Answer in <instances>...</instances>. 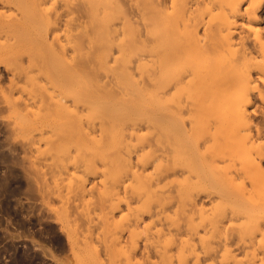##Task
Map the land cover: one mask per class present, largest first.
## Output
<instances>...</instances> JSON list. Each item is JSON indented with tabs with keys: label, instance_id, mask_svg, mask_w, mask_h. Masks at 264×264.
<instances>
[{
	"label": "rangeland",
	"instance_id": "374dc122",
	"mask_svg": "<svg viewBox=\"0 0 264 264\" xmlns=\"http://www.w3.org/2000/svg\"><path fill=\"white\" fill-rule=\"evenodd\" d=\"M86 1L0 3V264H264V157L249 148L234 113L244 109L261 129L255 142L263 152L264 54L256 30L264 40V4L259 24L240 16L250 0L239 4L236 17L228 7L197 11L204 24L196 35L203 37L206 27L217 31L229 18L233 51L240 53L245 37L260 67L251 70L248 89L234 81L229 100L219 95L229 91L214 67L196 70L195 78L184 67L161 73L138 65L145 26L137 7L148 12L162 0L110 2L112 12L115 1L122 7L109 19L117 27L133 19L127 38L140 31L132 30L131 42L118 37L127 47L120 40L111 45L108 30L116 25L106 24L109 10L96 15L108 5L102 1L97 10L95 2L91 12ZM121 43L130 53H118ZM236 51L220 61L235 63ZM232 70L234 79L240 73ZM179 74L185 92L171 88L163 103L162 84ZM19 232L22 238L11 239Z\"/></svg>",
	"mask_w": 264,
	"mask_h": 264
},
{
	"label": "bare ground",
	"instance_id": "6f19581e",
	"mask_svg": "<svg viewBox=\"0 0 264 264\" xmlns=\"http://www.w3.org/2000/svg\"><path fill=\"white\" fill-rule=\"evenodd\" d=\"M7 0H0V3L2 4H6L7 6H8V4H7V2H6ZM9 1H11V0H9ZM39 1H41V0H39ZM70 1V0H69ZM73 1H75V0H73ZM81 1V0H80ZM85 1V0H84ZM90 1H92V0H89V4L87 3V1H86V5L88 6V8L90 9V6L92 7L93 6V10L91 11V9H90V11L91 12H93V11H95L96 9H94V3L96 2V3H100V4H97V6L98 5H100L99 6V8L97 9V10H99V9H102L103 8V10L101 11V10H99L100 11V13L101 12H105V11H107V10H105V8L106 9H108L109 11H110V6L111 5H113V4H111V3H113V2H111V1H113V0H93L92 1V3H93V5H90ZM102 1H104V2H102ZM138 1V0H137ZM142 1V0H141ZM145 1V0H144ZM148 1H150V0H148ZM172 1V2H171ZM171 1H169L171 4H173V9L171 10V11H169V12H171V14H172V17H171V14L170 13H167L168 11H167V8H169V7H167V4H166V2H168L167 0H162L161 2H159L158 1V3H157V5H155L154 7H151V8H153L154 9V11H150V9L148 10V12H145L144 10H142V9H144L143 7L140 9V7L138 6L137 7V9L139 8V10H141V14H140V20L144 23V26H145V28H143L144 30H145V34H144V36H145V38H144V40L143 41H145L146 40V42H144L145 43V45L143 46V41H142V37H140L141 39H139L138 37L139 36H141V35H139V36H137V38L135 37V39L138 41V39L140 40V42L142 43V45H141V43H138V45L139 46H142V48L143 47H145V48H143V50L141 49V47H138L137 45V47L140 49V51L141 52H144V54H145V56L143 57V55L141 56L142 58L140 59L141 61H139V59L137 60L138 62H140L138 65L139 66H141V67H143L142 69H155V71H160L161 73L162 72H165V71H167L168 72V70H170L171 71V69H174L175 71H177V69H180V67L182 68V67H184L183 69H185V68H187L186 70H188L189 69V72L191 71V74L193 73L194 74V72H196V70L198 71V70H200V69H203V68H205V69H207L208 71H210V69H212L213 70V67H214V71H216L217 72V74H219L218 73V71L220 72V75H221V77H220V75H219V79H222L224 82V87H226V85H227V88H224V89H226V91H232L233 90V87L235 86V88H234V93H235V91H237V88H236V82H237V86H245V88H249V85H251V83H252V79H251V76H250V74H251V70H253V69H258V68H260L259 66H257L256 65V63H255V61H254V57L252 56V51H251V49H249L248 47H245V44H246V39H245V37H243V38H240V49H241V51H240V53L239 52H237L236 50V52L237 53H239V57H236V60H235V63H232V61H233V59H235V58H232V60L231 61H229V63H225V62H222V60L220 61V57L223 55L224 56V52L225 51H227V53H230V54H232L233 55V53L235 52V51H233V48L231 47L232 45H233V42L231 41V38H230V35L232 34L229 30L231 29V27H234L235 25L233 24V22L232 21H230V19L228 18H226L225 19V22H223L222 24H218V27L216 28L217 29V31H215V32H212L211 30H213V28L212 29H210V28H208V27H206L207 29H205V31H204V33L205 34H203V37H199L198 35H196V34H198L197 33V29L199 28V26H201L202 24H204V15L202 16V15H197V11H200L201 12V8L202 7H200V6H204V8H205V11L207 10L208 11V13H211L214 9H219V10H221V9H223V7H228L229 8V16L230 17H236V16H238L239 14H238V12H239V4L240 3H242V2H244L245 0H207V2H209V3H206L205 4V0H171ZM216 1V2H215ZM4 2H6V3H4ZM45 2H46V0H45ZM83 2V1H82ZM111 2V3H110ZM168 2V3H169ZM34 3V2H33ZM40 3V2H39ZM101 3H102V5H101ZM107 4L108 5V7H106V5L105 6H103L104 4ZM110 3V4H109ZM117 2L115 1L114 2V7H111L112 9L114 8V11L113 12H115L117 9H119L120 7H119V5L118 4H116ZM137 3H139V2H137ZM143 3V1L141 2V4ZM152 3V2H151ZM2 4V5H3ZM11 3H9V5H10ZM72 4V3H71ZM116 4V5H115ZM140 4V5H141ZM145 4H147L148 5V2L146 1V3ZM150 4V3H149ZM264 4V0H250V7L249 8H246L245 10H244V12L242 13V14H240V16H241V18H247L248 19V21L250 22V23H253V24H259V22H260V17H259V10L261 9V6ZM40 5V4H39ZM85 5V4H84ZM83 5V6H84ZM96 5V4H95ZM118 5V6H117ZM137 5H139V4H137ZM137 5H135V6H137ZM152 5V4H151ZM74 6V5H73ZM78 6V5H77ZM103 6V7H102ZM116 6V7H115ZM71 7V6H70ZM102 7V8H101ZM167 7V8H166ZM200 7V8H199ZM67 8H68V6H67ZM77 8V7H76ZM85 8H86V6H85ZM116 8V9H115ZM122 8V7H121ZM136 8V7H135ZM170 8H172V6L170 5ZM80 9V8H79ZM84 9V8H83ZM87 9V8H86ZM88 9V10H89ZM125 9V8H124ZM68 10H69V8H68ZM72 10V9H71ZM87 10V11H88ZM96 10V11H97ZM121 11H122V9H120ZM119 10V11H120ZM126 10V12H127V9H125ZM152 10V9H151ZM78 11V10H77ZM82 11V10H81ZM86 11V12H87ZM109 11H107V13H106V16L107 15H111V12H112V10L109 12ZM142 11H144L145 12V15H146V13H147V15H149V11H150V13L152 12L153 14H154V16H153V14H152V16H145L144 15V13L142 12ZM174 11V12H173ZM74 12H75V9H74ZM86 12H83L84 14V16H85V13ZM89 12V11H88ZM112 12V13H113ZM125 12V11H124ZM137 12V11H136ZM173 12V13H172ZM1 13V12H0ZM96 13V12H95ZM110 13V14H109ZM121 13V12H120ZM128 13V12H127ZM140 13V12H139ZM139 13H138V15H139ZM142 13H143V15L145 16H142L141 17V15H142ZM193 13H196L195 15L193 14ZM88 14H90V13H88ZM93 13H91L89 16H90V18H91V15H92ZM117 14H118V12H117ZM204 14V13H203ZM238 14V15H237ZM80 15V14H79ZM82 15V16H83ZM96 15L98 16L99 15V18L101 17V15H104V13L102 14H98V11H97V13H96ZM114 14H112L111 16H109L108 18H107V21H108V23H106V24H109V23H111V21L109 20V19H111V18H113L114 17V19H115V16L116 15H114ZM1 16V15H0ZM83 16V17H84ZM105 16V17H106ZM113 16V17H112ZM123 16H125V14L123 13ZM123 16H121V17H123ZM134 16V15H133ZM136 16V15H135ZM198 16V17H197ZM15 17H16V15H15ZM64 17H66V16H64ZM81 17V16H80ZM80 17H79V19H78V17L76 18V19H78L79 21H80ZM105 17L102 19V20H104L105 19ZM120 17V16H119ZM127 17H129L128 15H127ZM126 16H125V19L127 18ZM138 17V16H137ZM144 17V18H143ZM146 17H148V18H146ZM201 17H203V19L201 18ZM4 18V17H3ZM7 18V17H6ZM13 18V17H12ZM73 18V17H72ZM85 18H88V17H85ZM84 18V19H85ZM94 18V17H93ZM98 18V19H99ZM117 18V20H118V17H116ZM124 18V17H123ZM132 18V17H131ZM143 20H142V19ZM2 19V18H1ZM10 21H11V19L10 18H8ZM7 19V20H8ZM98 19H95V20H93V21H97ZM125 19H124V21H125ZM128 19H130V18H128ZM2 20H4V19H2ZM7 20H5V21H7ZM74 20H75V18H74ZM102 20L100 21L99 20V22H102ZM106 20V19H105ZM105 20H104V24H105ZM130 20H133V19H130ZM130 20H126L125 22H126V26L127 27H125V23L124 22H122L124 25H122V23L120 24L121 26H119V27H117L118 25H116V24H114L113 23V21H112V23L114 24V26L115 27H111V29H109V30H111L110 32H109V30H108V35H110V36H112V39H114V40H112L113 42L111 43V45L114 43V41L116 42V43H118L119 41L118 40H120V39H118V37L119 36H126L127 34H126V32H127V30L126 29H128V30H130L131 28H132V26L130 25L131 23H132V21H131V23L129 24V22L128 21H130ZM139 20V21H140ZM66 21V20H65ZM110 21V22H109ZM115 21V20H114ZM121 21V20H120ZM155 21V22H154ZM70 22V20L68 21V23ZM84 22V21H83ZM92 22V20L90 21V23ZM98 22V23H99ZM74 23V22H73ZM78 23V22H77ZM90 23H88V25L90 24ZM98 23H97V26H99L98 25ZM133 23H135L134 21H133ZM139 23V22H138ZM158 23H160L161 24V26L160 25H158ZM12 24V23H11ZM80 24H82V22L80 23ZM80 24L78 25L79 27H81V28H85V26H83V25H86L87 23H83V25H81L80 26ZM100 25L102 24V23H99ZM105 24V25H106ZM113 24H111V26L113 25ZM129 24V25H128ZM136 24H137V22H136ZM9 25V24H8ZM66 25H67V23H66ZM69 25V24H68ZM92 25H94L93 23H92ZM133 25V24H132ZM135 25V24H134ZM143 25V24H142ZM221 25V26H220ZM72 26H75V25H72ZM77 26V27H78ZM83 26V27H82ZM91 26V25H90ZM203 26H205V25H203ZM216 26V25H215ZM67 27V26H66ZM69 28H72L71 26H68ZM102 27L104 28V26L102 25ZM137 27V26H136ZM211 27H213V26H211ZM65 28V27H64ZM68 28V29H69ZM76 28V27H75ZM80 28V29H81ZM90 28H92L93 29V26L92 27H90ZM97 28V27H96ZM105 28H106V26H105ZM108 28V27H107ZM106 28V29H107ZM133 28H135L134 26H133ZM138 28V27H137ZM215 28V27H214ZM87 29V28H86ZM85 29V30H86ZM89 29V28H88ZM91 29V30H92ZM99 29H100V26H99ZM102 29V28H101ZM139 29V28H138ZM76 30V29H75ZM75 30H73V32L75 31ZM82 30V29H81ZM98 30V29H97ZM96 29H94V31L95 32H97L98 33V31H97ZM133 30V29H132ZM131 30V34L133 33V31ZM223 30H227V34L226 35H222L221 33H222V31ZM71 31V30H70ZM70 31H67L66 33H68V32H70ZM83 31H84V29H83ZM77 32V31H76ZM85 32V31H84ZM86 32H88V33H90L89 32V30H87ZM86 32L84 33L85 35H86ZM101 32H103V33H101V34H104V33H106L107 31H105V29H103V31L101 30ZM129 32V31H128ZM138 33V32H140L139 30H137V31H134V33ZM70 33H72V32H70ZM80 33H82V31L81 32H79V34ZM87 33V34H88ZM129 33V34H130ZM133 33V34H134ZM213 33H215V35L217 34V36H218V38H220V41L219 42H217L218 41V39H217V41H215V39L213 40ZM69 34V33H68ZM83 34V35H84ZM91 34H92V31H91ZM95 34V33H94ZM130 34V37L132 38V35ZM139 34V33H138ZM138 34H135V35H138ZM220 34V35H219ZM256 36H257V43H258V49H260L261 51H262V53L264 54V40H263V38L261 37V34H260V31L259 30H256ZM74 34H72V36H73ZM81 35V34H80ZM93 35V34H92ZM96 35V34H95ZM105 36H106V34H104ZM215 35H214V38H216L215 37ZM65 36V35H64ZM82 36V35H81ZM87 36V35H86ZM89 36V35H88ZM97 36H99V34H97ZM102 36V35H101ZM101 36H99V37H101ZM220 36V37H219ZM66 37V36H65ZM64 37V38H65ZM83 37V36H82ZM103 37V36H102ZM102 37L100 38V40H101V43L104 45V44H106L109 40L111 41V38H109L108 36H106L107 38H108V41H106V42H104V41H102L103 39H107L106 37H103V39H102ZM122 37H120L121 39H122ZM130 37L129 38H127V36H126V41H130L131 42V40H133V39H130ZM83 38H85V37H83ZM95 38V37H94ZM134 38V37H133ZM70 39V38H69ZM89 39V38H88ZM88 39H86L87 41H88ZM124 39V38H123ZM7 40H8V38H7ZM71 40V39H70ZM92 40H93V38H92ZM125 40H120V41H123L122 43H124V41ZM97 41V40H96ZM109 41V42H110ZM118 41V42H117ZM99 42V41H98ZM135 42V41H134ZM70 43V42H69ZM90 43H92V41L90 42ZM116 43H115V45H116ZM121 43V44H122ZM94 44V43H93ZM100 44V43H99ZM99 44H94V45H99ZM110 44V43H109ZM109 44H106V46H108ZM120 44V43H119ZM119 44H117V49H116V47H115V49L118 51V53L120 52V53H125L126 51L128 52V50H125V47H127V44H125L124 43V45H126L125 47H124V50H125V52H124V50H123V44L122 45H119ZM134 44H137V42H135ZM3 45V44H2ZM70 45V44H69ZM86 45H87V43H86ZM111 45H109V46H111ZM132 46H133V44H131ZM131 45H130V48H131ZM82 46V45H81ZM91 46V45H90ZM96 46H95V48H96ZM106 46H104L105 48H106ZM112 46H114V45H112ZM72 47V46H71ZM104 47H101V45H100V47L99 48H103L104 49ZM232 49H231V48ZM62 49L64 48V46L63 47H61ZM85 48V47H84ZM90 48V47H89ZM92 48V47H91ZM98 48V49H99ZM109 48L110 47H107V49L109 50ZM112 48V47H111ZM129 48V47H128ZM129 48V49H130ZM77 49V48H76ZM80 49H82V48H80ZM88 49V48H87ZM127 49V48H126ZM132 49V48H131ZM130 49V50H131ZM133 49L135 50H137V48H135V47H133ZM132 49V50H133ZM92 50H93V48H92ZM101 50V49H100ZM108 50H104V51H108ZM111 50V49H110ZM230 50H232V51H230ZM260 50H258V52L260 51ZM80 51V50H79ZM116 51V52H117ZM229 51V52H228ZM103 52V51H102ZM109 52L110 51H108L107 52V54H109ZM133 52V51H132ZM193 52H194V54L196 53L199 57H197L196 55V57L198 58V59H196L195 60V57H193V56H191L190 55V53H192V55H194L193 54ZM119 53V54H120ZM128 53H130V52H128ZM85 54V53H84ZM88 54H89V52H88ZM106 55V54H105ZM120 56H122V54L120 55ZM187 56H189V58H190V56H191V58L189 59V58H187ZM222 56V57H223ZM234 56V55H233ZM236 56V55H235ZM211 57H213V58H211ZM186 59H188V60H186ZM192 59V60H191ZM195 61H194V60ZM211 59V60H210ZM212 59H213V63H212ZM219 59V60H218ZM225 59V57H223V60ZM218 60V61H217ZM123 61V60H122ZM121 61V62H122ZM226 61H228V60H226ZM116 63H118V62H116ZM124 63H125V65H126V59H125V62H123L122 64H121V66H123L122 68L124 69ZM129 63V62H128ZM106 64V63H105ZM119 64H120V61H119ZM137 64L135 65L136 67H137ZM212 64H213V66H212ZM96 65V64H95ZM94 65V66H95ZM115 65V64H114ZM118 64H116V67L118 68V66H117ZM97 66H99V65H97ZM108 66V65H107ZM138 66V67H139ZM99 67H102L101 65L99 66ZM110 67V66H109ZM119 67H120V65H119ZM128 67V66H127ZM210 67V68H209ZM216 67V68H215ZM230 67H233V68H235L234 70L236 71V72H239L240 74V76L238 75L236 78H231L230 76V70H232V68H230ZM126 68V67H125ZM130 67H128V69H129ZM140 68V67H139ZM175 68H177V69H175ZM230 68V70H229V73H228V69ZM105 69V68H104ZM120 69V68H119ZM127 69V70H128ZM225 69H227V71L225 70ZM173 70V72H175ZM223 70V72H221ZM234 70H232L231 72H235ZM172 73V72H171ZM177 74V73H176ZM184 74H185V72H184ZM190 74V75H191ZM196 74V75H195ZM194 74V77L195 76H198L197 75V73H195ZM229 74V75H228ZM229 76V77H228ZM172 77V76H171ZM196 78V77H195ZM199 80V79H198ZM197 80V81H198ZM168 81H169V79H168ZM234 81H236V82H234ZM199 82H202V81H200L199 80ZM166 83V82H165ZM234 83V84H233ZM185 84H187V83H185L184 82V75L182 76V75H178V76H173V78L169 81V82H167L166 84H162V86H161V92H160V96H161V98H159V100L161 99L162 101H163V103H165L166 101H168L169 100V96H170V94H169V89H173L174 90V94L177 92H182V91H184L186 88L184 87V85ZM187 86V85H186ZM185 89H184V88ZM183 88V89H182ZM181 91H180V90ZM228 89V90H227ZM236 89V90H235ZM220 91V93L221 94H219V95H221V96H224L225 97V99L227 98L228 99V97L229 96H231V98L229 97V100L230 99H232V96L234 95H232V93H233V91L231 92V94L229 93V92H225V90H219ZM185 92V91H184ZM222 92H225V93H222ZM183 93V92H182ZM226 93H229V94H227V96H226ZM187 94V93H186ZM222 94H224V95H222ZM5 97V96H4ZM7 97V96H6ZM171 97L173 98L174 97V95L172 94L171 95ZM222 100H224L223 98H221ZM219 100H220V96H219ZM236 100H234V102H235ZM247 101V103L249 104V97L248 96H245V102ZM233 104V103H232ZM168 110H166V112H167ZM169 113H171L170 111L168 112V114L167 115H169ZM237 116H239V118H240V126H241V128H242V130H246V133L244 134V140H246L247 139V141H248V144H249V148H251V149H254V150H256L255 151V154H256V156L257 155H260V156H262V158L264 157V155H263V152H260V148L262 147V145H259V144H257L255 141L256 140H258V139H260L261 138V136H262V133H261V129L260 128H258V127H254L253 125H252V122H251V120H250V118H249V116L246 114V111L244 110V109H242V108H235V112H234ZM172 114H173V112H172ZM175 114V113H174ZM171 116V115H170ZM252 129H254V131L256 132L254 135L256 136V137H254L252 134H253V130ZM245 137H246V139H245ZM263 150V148H261V151ZM260 156H258V157H260ZM264 159V158H263ZM189 169V168H188ZM191 170V169H190ZM190 170H189V172H190ZM236 174V173H235ZM24 231V230H23ZM23 231H22V234H23ZM11 239H14V238H22L23 236L21 235V233L19 232V233H12L11 235ZM38 246V245H37ZM48 253H49V255H50V257H54V255H53V250H51V249H49L48 250ZM163 254V253H162ZM165 254V253H164ZM167 254V253H166ZM166 254H165V256H166ZM163 256V255H162ZM169 257V256H168ZM17 259H19V258H17ZM19 261L20 262H22L21 261V259H19ZM197 263V262H196ZM15 264H19V262L17 263L16 261H15Z\"/></svg>",
	"mask_w": 264,
	"mask_h": 264
}]
</instances>
